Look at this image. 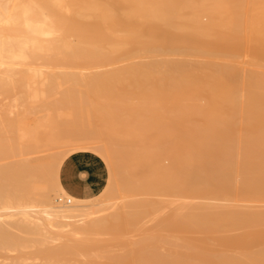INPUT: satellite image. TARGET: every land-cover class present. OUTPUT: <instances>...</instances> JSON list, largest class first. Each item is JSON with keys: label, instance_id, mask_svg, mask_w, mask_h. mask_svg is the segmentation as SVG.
I'll list each match as a JSON object with an SVG mask.
<instances>
[{"label": "bare ground", "instance_id": "1", "mask_svg": "<svg viewBox=\"0 0 264 264\" xmlns=\"http://www.w3.org/2000/svg\"><path fill=\"white\" fill-rule=\"evenodd\" d=\"M201 16L207 17L206 21H202V18L204 19L205 17L201 18ZM1 22L2 23L4 22L6 25H8L7 28L6 26H4L5 25L4 23L2 26ZM0 24H1L0 26V58L2 57L1 59L3 60L4 56L9 57L10 59L5 58L4 60L5 61L10 60V63L12 61L11 59L20 60L21 58L19 59V56L23 58L22 60H24L26 55L28 56L29 60L30 59L32 60V56L34 53L35 54L33 56V59H35L34 57H37L39 55H40V58H42V56H44L45 58V56L48 57L49 55L51 57V55L53 54L52 55L53 57H51L52 59H50V57L45 58V59H49L48 60L49 62L45 60V64L47 62V65H49L50 63L53 62L52 65L50 64L51 67L54 65V62L55 64L58 63L57 66L60 64L58 60H63V59L58 58V56L59 54H61L62 57L64 56L63 58H65V60L68 58L69 61L64 60L62 62H65V63L68 62V65L70 64L69 66L71 67L76 66L75 65L76 62L79 61L80 59L81 62L79 61V64L81 63L83 67H84V64H82L83 63L82 60H84V63L86 64L90 63L89 66L88 65L85 66L86 68H89L91 63H92L91 66H94L93 64H95V66H97L96 64H99L100 66V63L105 62L106 64H108L107 61L109 62V64L112 65V62L114 60L116 61V59L118 58V57L116 58L112 57L115 55H118V56L120 55L119 58H121V55L123 57L124 55L129 57V54H130V58H131L132 56L134 57V53L137 54L138 52L137 56L140 55V57L144 53L145 55L151 54L150 56L155 55L156 58H157V55H159L158 58L161 56L158 60L155 57H149L150 59L154 58L151 61H149V59L146 58L149 61L147 62V65L149 67L148 69L155 68V71H156L154 72L155 75L158 73L157 70L160 73V76L157 75V77H155L156 79L153 80V84L150 85L149 81H146L147 83H149L148 87L150 86L149 88L148 87L146 88L147 95H146L145 100L148 99V103L146 104V107H145V110L148 113L146 120L148 117L150 118L151 116V119H150L151 121L147 120L146 122L149 121L150 123L153 124L152 127H150L151 124L149 125V122L146 125L149 126V129L150 128L155 129L156 134L153 132V135H151L150 130L152 129L147 130L146 128L145 130H147L150 135H147V136L143 135V134H147V132L146 133L144 131L141 132L140 129L142 128L139 127L140 129L137 128V130H139L138 132L142 134L140 136L139 135L134 136L135 132H133L134 133V134L132 133L133 136L130 134L131 136L126 135L125 137H123L124 136L123 134L125 133L120 132L122 133L121 135H123L122 138H119L120 136L118 135H117L118 138H115L116 135H113V137H111V135L114 132L112 133L111 130H109V128L106 126L107 123H108V126L110 125L108 122L109 120H106V118L108 117L107 115L109 114H112V115L115 114V116H118L119 114L118 112L121 111V109H119L121 108V106L119 108L117 107V110L119 109V111L117 112L116 110H114L113 107H112L113 110L111 109L112 112L115 111L116 113H118L117 115L116 113H112V112L110 113L111 110L108 111L109 113L108 112L106 113L107 117L101 114L102 116H104L103 119L107 121V123L105 122L106 125H104V127L102 126L103 128L101 127L102 128L101 131H103V129H106V130H104L103 133L100 130L99 132L97 130L96 131L97 134L95 135H99L98 133L100 132L101 133L99 136L106 134L105 136H101L103 138L105 137L104 140H105V143L107 144V146L105 147L106 149L105 153H101V152L99 153V156L105 161L107 165V169H108V180L103 189V194L106 195V193H104L105 189H106V192L108 193L109 190L111 191L112 187L114 188V186L118 182H120L118 183L120 187L119 188L116 187L117 193H120L118 190L121 188L123 190L122 191L123 194H126V195L128 194V192L130 193L132 191L134 192L137 190H138L137 192L141 191L142 193L143 191V193L146 192L147 194L149 193L150 195L151 194L154 195V193H159V195L160 194H173L175 196L177 195L180 197V195L182 196V194L184 195L186 194V195H189L190 197L192 196V198L196 197V195H199V196L207 195V196H210L211 200L213 199L212 197H215V196L219 197V195H222L224 197L230 196V198L231 199L233 198L235 202L234 203L232 201V203H234L232 204L230 201L229 203H231L232 205H223V203L222 205H217V202H216V205H211L212 203H210V201H209L210 204L208 203L202 204L201 202L202 198H200L201 203L200 202L190 203V201L181 202V199L179 197L178 198L180 199V202H176V199L174 198L175 201H172V196L170 197L169 195H167L166 197L169 196L172 202H167L168 200L170 201V199H167L166 202L163 199H162L163 201L158 200V199L155 200L152 198V197H155L153 195L151 197V199L153 200H147V199L144 200L146 197L150 198L149 197L150 195L144 196L146 195L145 193V194H138L143 197L141 198L136 197L135 201L133 202H131L130 199L128 203L124 204L122 202L124 204L123 206L119 204L122 207H119L118 205H116L117 208L110 210L109 213L107 210L106 211L104 210L106 209V207L110 209L109 206L111 207V204L113 203H109L111 200H109L108 202L106 199H104L106 201L103 200L104 202L103 201L100 202L98 200L100 204L98 203L99 204L98 208L96 205V209L92 208L89 210L91 206L89 207L86 206L87 208L83 206L85 208L83 209L81 205L84 204L88 199H78V198L68 195L62 189L58 181L59 166L64 160V158H66L65 155L68 152L70 153L71 151L70 147H69L70 150L66 151L67 153L65 152L64 156H62L63 155L62 154L61 156H57L53 158L49 157V159H47L46 161L45 160L44 161L30 160V159L25 160V158L23 159L25 161H23L22 158L19 157L21 158L23 162H18L17 164H13V163H10L12 162L11 160L8 163L4 161V163L6 164H3V165L2 163H0L1 165L0 166V183H1L0 186L3 187V191L0 192V195L1 193L5 192L9 200V198L13 197L15 193H18L17 194V197H18L19 192L21 193V191H23L24 198L29 200L28 202H26L27 209L29 206L30 208L31 206L35 208L34 204H36L37 202H38L37 204L41 205V206L36 205L38 209L41 208V212L39 213V219H41V222L39 223L38 221L37 223L39 224L35 223L36 221L34 222V219L30 217L28 213H26L27 211H24L25 207L23 208V210L21 209L22 210V212L20 211L21 214L19 213L21 215L20 221L22 222H7L4 219H0V250H13V249L20 250V248L29 246L31 244L34 246V244L35 245L44 244V241L48 242L49 237L46 236L45 234L47 231L44 233L45 230H44V227H42L44 222L51 223V221L53 220L57 223L63 222L66 220H70L74 222V220L78 221V219H81V218L85 219V218L90 217L93 214L99 215V213L101 212H105V214L107 212V215L106 216L104 215V218H102L106 220L105 217H107V222L105 220L103 221V223L106 222V225L105 224L103 225L102 221H100L102 224H100L99 222V224L91 225V223L94 222V221L91 222V220H93L91 219L90 220L91 223L89 225L87 224L86 227H83L84 225L81 227L80 226L76 227V230L80 232L79 235L80 234L84 235V236L82 235L83 236L82 238H79L78 236L79 239L77 238L69 239L68 237V240H66L62 244L59 243V246L56 245L57 247L53 246V248L49 246L42 248V246H45L48 243L41 245V248H38L36 250H37V254L43 259V261L40 260V263H37V264H99L97 263V261H95V258L91 256V253H90L91 250L93 251V249L94 250L101 249V248L103 249L104 247L108 246V241H111L110 240L111 238H114L116 236L119 237L120 235L123 236L125 232H127L128 230L134 227L139 228L140 231L145 229V231L144 232L139 231L142 234L138 235L135 240L133 239L134 243L131 244L127 242L126 244L127 250L124 252L125 254L122 253V255H119V256H117L116 254L115 256H112L110 254L111 256L109 257L107 256L108 258H107L106 264H264V206L263 207H245L246 203L248 204V202L249 203L250 202L252 203L253 202L255 203L264 202V71L262 72V70H260L261 72H256L259 69L264 70L263 68L264 67V0H0ZM56 33H58V35L53 36ZM42 36L43 37L47 36L45 38H42V40H45L47 43L45 41L43 43L41 42ZM72 36L75 38V40H72ZM72 41H75V42L72 43ZM26 44L30 45L28 49L26 48L27 46ZM243 51H246V53L244 52L245 54H247V52L250 51L249 53H251L253 56L252 59L250 58V61H248V65L246 66L248 72L247 70L243 72L244 68H241L245 66L246 64L243 65L241 63H235V61L240 62L239 60H237V57L240 56L241 53L243 54ZM29 52H30V55H29ZM41 52L42 53L45 52L47 55H45V53L42 54ZM139 52L141 54H139ZM40 53L42 54V56ZM54 53L57 54V58H56V55L54 56ZM167 55H169V58ZM172 55L173 56L179 55L182 57L186 56L187 58L181 57V59H178V58L174 59ZM189 55H192V57L196 56V59H198V56L203 57V59L200 58V61L199 59L198 61H196L195 58H194L195 60L192 58L190 60L191 56L188 57ZM29 56H31V58ZM179 56H176V57H179ZM69 57H71L72 59L70 60ZM76 57L78 58V60L76 59ZM170 57H172L173 59H171ZM40 58L39 59L37 58L34 61L36 62L38 60H42ZM125 58L127 59V57ZM125 58H123V60ZM143 58H140V59L138 58L139 60H136L137 58H135L134 60L131 59L132 61L131 60H125V61H127L126 63L130 61L129 64L131 66V62L133 65L134 61L137 63V61H140L141 59H142L141 63L143 64V61H146V59L144 60ZM111 59H113L112 62L110 61ZM201 59L203 61H201ZM217 59H221V60L223 59L226 62H218ZM31 60L30 62H33ZM117 60L120 61V59H117ZM232 60L234 61L233 63L237 64L236 66L235 64L231 63ZM251 60L252 61L254 60L255 62V63L254 62L252 63L254 64L253 65L254 67L250 66L251 63L249 62H252ZM72 61L75 64L71 63ZM125 61L120 62V64L121 63H123L122 65L126 64ZM13 62L15 61H12V63ZM117 62L116 64L112 65V67H114L115 65L117 67V64H118ZM135 62L134 64H136ZM0 64H2L0 65L1 67L3 66L4 63L0 61ZM104 64L102 65L104 66ZM238 64L241 67H238ZM256 64L261 65V66L255 67ZM4 65H5L4 66L5 68L4 71H5L7 68L6 66L7 64H4ZM68 65H66L65 67L69 68ZM81 65H79L78 68H76L77 66L74 67L77 69L76 74L79 73L80 70L78 69L79 67H81ZM143 65H145L146 67V62ZM136 66H139V65L136 64ZM12 67H15V66L8 65L7 69H11ZM250 67L251 69L254 68V71L253 70L249 71ZM15 68H13V70H15ZM103 68L110 69V67L106 68V66ZM103 68H101L102 71H103ZM135 68L137 69L139 67H135ZM1 69H0V72L2 73L3 69L2 71ZM17 69L18 68H16L15 71L18 72ZM28 69H27L28 72L25 71L27 73L26 74L24 72V70H26L25 68L24 69L21 68V70L23 71H21L19 68L20 76L24 72L21 76L22 79L18 80L14 78L16 82L14 81L13 83H16L17 85L18 81H26V80H23V75L25 74V76H27L28 74L31 75L33 73L31 72L30 74L29 70L31 68L29 70ZM134 69L132 68V70ZM139 69L137 70L140 71ZM46 70L47 69H45V71ZM66 70L68 71L67 68ZM90 70L87 69L88 72H92L95 69H90ZM96 70L101 71L100 69H96ZM32 71H36V70L34 69ZM73 71L75 72V70ZM83 71H81L80 74H82ZM102 71L100 74H102L103 76L105 73L104 71L103 72ZM110 71L112 72L114 70L110 69ZM110 71H109V74H110ZM14 72L12 71V73ZM48 72L51 73L50 71ZM57 72L59 74H61L60 72L66 73L65 70H62V71L60 70V72L59 71ZM69 72H67L68 73L66 74L67 76L71 74ZM74 72L72 73L74 74ZM147 72H148L147 73L148 75L150 72L149 71ZM41 73H42L41 74L42 76L45 72L43 73L42 71ZM46 73L45 75H43V77L47 76ZM120 73L122 72L120 71ZM15 74L17 76V73ZM51 74H48V75H51ZM73 74H72V77H73ZM36 75L38 76L39 73ZM62 75H64V73H62ZM11 76L12 74L10 75V78H11L10 80L12 83L13 76L12 77ZM18 76H19V73H18ZM81 76H83V74ZM0 77H3V76L0 75ZM4 77L5 78H3V80L4 79L7 80L9 75L4 76ZM29 77H25V79L28 78L29 80ZM52 77L50 76V78ZM55 77L56 79H58L57 76ZM68 77H70V75ZM68 77H66V80ZM90 77L89 79H91ZM109 77H111V75H109ZM121 77L123 76L121 75ZM121 77H118L120 78L119 79L120 81L122 80ZM138 77H140V79L143 80L141 76H136V78ZM31 78L32 79H30V81L27 80V84H29L28 82H33L31 80H35L36 76L33 78V74H32ZM133 78H135V75ZM133 78L129 80L132 81ZM147 78L145 80H147ZM39 79L40 78H38V80ZM46 79L48 78H45V80L43 79L44 82L42 80L41 82L34 81L33 84L30 83L31 86L29 85V87L25 85L26 82L25 83L23 82L24 85L28 87V89L29 88L31 89V91L29 92L30 93L29 96L33 94L32 89H35V87L34 88H31V87H33L37 82H40V84L45 83V81H48ZM61 79H64V78L60 77V80ZM108 79L110 80V78ZM149 79H152V78H149ZM52 80L53 82L56 81L54 79ZM114 80H116V78ZM1 81L2 79L0 80V88H6L8 86L10 87L8 83H7V86L5 85V82H8V81L4 80L5 81V82L3 81L4 85L2 84ZM86 81L88 80L85 79V82ZM127 81L128 80L126 79V82ZM66 82L64 84L62 82L58 83V81H56V84H57L56 88L57 86L61 88L59 85L61 86H63V84L66 85ZM13 83L11 84V87ZM48 83H46V86H48L47 85ZM70 83L68 82V84ZM124 83L125 82L121 84H124ZM143 83L146 84L145 82ZM78 85L80 87L84 86L83 84L82 86L81 84H78ZM129 85H132V84H129ZM35 86L40 87V85H37V84ZM44 86H42V88ZM53 86L55 87V85ZM14 87L16 86L13 85L12 89ZM20 87L24 88V86L22 85H20ZM69 87L70 86H68V88ZM82 88L86 89L85 87H82ZM89 88L90 87H88V89ZM110 88H111V85H110ZM115 88H118V87H115ZM137 88H138L136 89L137 91H139L140 88H142L141 92L145 90L143 89V87H140V88L137 87ZM25 89L29 91L27 88ZM70 89L71 88H69V90ZM15 90L16 88L14 89V91ZM45 90L46 89L44 87V90L42 91L40 90V92H43V91L45 92ZM33 91H36V90H33ZM125 91L126 90H124V92ZM26 92H24L25 96L27 95ZM38 92L36 91V93ZM48 92L46 91V94ZM36 93L34 96H36L37 98V95L39 97V93L38 94ZM84 93L87 96L86 90H84ZM125 93L124 95L126 97ZM46 94L44 95L46 96ZM145 94L146 93H144V95ZM56 95L57 94H55V96ZM70 95L69 97H71ZM102 95H100L101 98H104V100L106 98L108 99L107 95L106 96H102ZM76 96H79L78 92ZM98 96H95V97H98ZM134 96H135V93H134ZM15 97L16 96L14 95L13 98ZM31 97H32L31 100L33 99L37 100L36 98H33V96ZM41 97H43V95ZM41 97H39L40 100H41ZM91 97L93 96L91 95ZM95 97H93L94 100H95ZM144 97H141L143 101H144ZM86 98L89 99V97H86ZM86 98H83V99H85V101L88 102ZM120 98H122V96ZM18 99L19 98H17V100ZM132 99L134 98L132 97ZM96 100H100V97ZM44 101L45 103L47 102L46 100ZM105 101H104V104H105ZM133 101L135 100H132V102ZM143 101L141 102L144 103ZM31 102H34V101H31ZM70 102H72L73 104V106L72 105L70 106L74 107V105H76V103H74L75 100H72ZM87 102H85V104ZM95 102L98 103L97 101ZM21 103L22 102H20V105ZM23 103H24L23 105H25L24 101ZM60 103L63 104V102H60ZM96 103L94 104V106H96ZM106 103L108 102L106 101ZM109 103H111V101ZM129 103L130 102H128L127 104ZM31 105H30V108H31ZM34 105L37 108L36 104ZM67 105L69 106V104ZM140 105L142 106V104ZM55 106L57 105L55 104ZM76 106L78 107V105ZM81 106H84V103H82ZM115 106H118V104L117 105L115 104ZM60 107L61 106L56 107L55 109L57 110V108H59L60 110L63 111V109ZM65 107L66 106H64V108ZM79 107H78V110H82V109H79ZM84 107L89 108L90 105L87 107L85 105ZM124 107L125 106H123V108ZM127 107L128 106H126V108ZM33 108L31 109V111H33ZM85 108L84 110L86 111ZM106 108L108 109L111 107L106 106ZM129 108L131 107L124 109L125 113L127 112L126 110H129ZM133 108L135 109L136 107L133 106ZM141 108H143V106ZM18 110L20 111V109ZM68 110H66V112ZM73 110L78 111L77 109H73ZM91 110L92 108L90 107V110L88 111V113L92 112L90 117L94 116L93 117V120H94L97 116V119L101 121L102 117L100 119L98 118L99 115H97L99 114L98 110L100 109H96L97 113H94V114H93V111L95 110L93 111ZM130 110L134 111L133 109H130ZM74 111L70 109L71 116H73L72 112ZM136 111H137V108H136ZM22 112H25V110L23 109ZM49 112L47 110L48 114ZM44 113L47 114L46 112ZM80 113L82 114L83 118H85L83 115L84 113L87 114L88 117L90 115V113L88 114L86 112L84 113L80 112ZM131 113L133 112H130V114ZM137 113L138 112L134 113V115L135 114L137 115ZM140 114L141 112L138 113L139 117L141 118ZM22 115H24V113ZM64 115L62 117L67 118ZM74 115H75V120L76 119L79 120V118L80 120L83 119L81 118L80 115H78L79 116L78 118H76L77 114L74 113ZM127 115H129L128 112H127ZM127 115L126 117L128 120L132 118L133 114H131L130 116L131 118H129ZM134 115L133 117L136 118ZM143 116H145V114H143ZM49 117L51 118V115ZM49 117L48 119H50ZM16 118L13 121H15ZM38 118H43V119H39L40 122L37 121L38 125L39 123L42 124V120L44 121L45 117H37V119ZM72 118H71L70 124L71 125L73 124V126L67 127L66 125L69 122L64 119L66 122H68L65 125L66 128H64V125L62 128L59 125L60 129L58 130L53 128L54 130H57L56 133L55 131H52L50 127L48 128L51 129V134L50 132H46V131L42 132L41 131L42 127L40 131L38 132L40 127H38L37 124H35L34 126L36 127L35 129H37L36 132L35 131L32 132L34 130L33 126H32L33 130L31 131H26L28 130L26 128H25L26 130L22 129L20 131H16L17 132L16 134H18L19 132L18 140L20 142L22 138L31 139V141L34 142V144L36 143L37 145L38 141L44 142L47 139H49L48 138L49 134L51 135L50 137L51 140H60L64 137H77V136L89 134L90 131L88 130L90 129L91 131L93 130V132L95 133L94 129L90 127L91 123L89 122V120L83 119V121L86 120L85 121L86 123L80 121L82 124L85 123L86 126L89 125V128H87L85 124L84 125L81 124V126H85V127L80 128L81 130L83 129L84 131L83 132L78 128L80 127V125L77 127V125L74 124V123H78L79 121L78 122L77 120L75 121L74 118L72 120ZM113 118L115 119V117ZM119 118L120 117H118V119ZM48 119H45V120H48ZM60 119L62 120L61 117ZM124 120L125 118L122 119V122ZM138 120H137V124H139ZM3 121L0 122V125L4 123ZM63 121H60V122H63ZM97 121H96V124L98 125L99 122L97 123ZM119 121L120 123H122L121 120ZM143 121H145L144 117H143ZM93 122L95 123V121ZM116 122L118 123L117 119H116ZM146 122H143V126L145 125ZM102 123L104 122L101 121V124L99 126H101ZM112 123L110 127L112 128V130L114 129L116 130L115 133L118 132V129L119 130L123 129L122 128L123 126H121V128L116 129L118 127L116 126L117 123L114 124L116 128L115 126L112 127ZM131 123H133V121L127 122V124L126 122L125 123L123 122V124H126V125L128 124L131 125ZM12 124L13 123L11 121L7 124L8 128L6 127L4 128L9 129V126H11ZM24 124L26 123H23V125ZM135 124L136 123H134V125ZM140 124H142V122ZM20 125H21L20 128H22L23 125L22 124ZM126 125L124 126L126 127ZM24 126L29 127L30 125H24ZM2 127H1V130L3 131L4 128L2 129ZM15 127H17V125ZM54 127H56V125ZM135 127L133 129H135ZM144 127L142 130H144ZM17 128L19 129V127ZM131 128L132 127L130 126L129 129ZM107 129L109 130L108 133L110 132L112 133L111 135L110 134L107 135ZM125 129L126 128H124V131ZM236 129L240 131L236 133L235 132ZM5 131L6 130H4V132ZM40 132H42L44 136L47 135V133H49L47 135L48 137L45 136L46 137L45 139L43 134L41 135ZM53 132L56 135H54ZM8 133L12 134L11 132H7V134ZM52 133H53V137H52ZM9 135L8 137L11 136ZM107 136H109L108 137L109 139L107 138ZM14 139H17V138H14ZM4 140H8V139L6 138ZM18 140H17V143H18ZM113 140L116 144L112 143ZM0 142H1L0 143V156H3V155L5 156L6 154H9V152H11L10 148H8V150H10L8 152V150H6V146L2 144L1 140ZM27 142L28 141H26V143ZM7 145L11 147L10 144L7 143ZM31 145H33V143H31ZM18 146H20V143L19 145H17V147ZM27 147H29V145ZM80 149H83V147ZM37 153H40V152H37ZM12 154H14V152H12ZM24 157H26V155ZM1 158H4V157H1ZM164 159H167L169 162L166 164L164 162ZM130 166H133V167L135 166V167L132 169H129ZM135 168H137V171L135 173L129 172V170L133 172ZM114 176L119 177V178L116 177L117 181L115 182H114L115 180ZM238 178L240 182L238 184L239 186L237 187L236 186L237 184L235 183L236 182L235 179H238ZM52 190L54 192H59L61 194L60 197L69 196V198L72 199L73 201L71 205L69 204L66 205V204H62L59 202H56L58 203L57 205L54 204L52 197L50 195V191ZM34 191H36L37 194L39 193L38 195H36V198L37 199L39 198L38 201H36L37 199L35 197L31 198L33 197ZM23 192L21 194H23ZM31 193H33L32 196H31ZM3 196H5L4 193L1 197ZM132 196H137V195L134 194ZM207 196H204V198H206L204 202L208 201ZM19 197L21 198L22 195ZM103 197L104 196H102L100 200H102ZM218 197H215V199H217ZM14 198L16 197L14 196ZM93 198L95 199L96 196ZM139 198H140V201H136ZM220 198L221 197H219V199ZM89 199L91 201V198ZM22 200H23V197H22ZM126 200L124 199L123 201H126ZM187 200H190V199H187ZM191 200L194 201V199H191ZM23 201L25 202V199ZM238 202H244L245 205L240 206L238 205L239 204ZM19 206H21V204H19ZM1 215H0V218H1ZM4 217H5V214H4ZM42 220H44L43 223H42ZM82 221L80 220L81 223ZM88 221L89 220H87L86 222ZM80 222L78 223V225L80 224ZM144 222L145 224L146 222L150 223L149 228H146V227L142 228V224H144ZM72 225H74V223ZM69 226H70V222H69ZM159 227H165L166 230L175 232L176 235L174 236L176 237V239H179L178 242L175 241L176 242L175 246H179L182 249L174 248L172 250L170 249L171 251H169L167 254H162V252H160L158 249V242L160 241L159 234L156 235L154 232L153 233L146 232L147 229L157 230ZM72 228L74 229V227ZM102 230H106V232L109 234L108 235L109 238L104 237L105 234L107 233H105L104 235L100 234V231ZM158 230H161L163 232L162 229H158ZM75 232L76 231H74V233ZM128 232H127V235L133 234L131 233L132 231L130 232V234H128ZM72 234H73V230H72L71 235ZM76 234L78 235L77 232ZM51 236H53V234H51ZM126 237H129V236H126ZM133 237H135V235ZM211 238H215L216 240H218L217 241L218 243L212 244L211 243L212 241L210 242ZM50 239H52V237ZM241 243L243 244V248L242 250L237 252L236 250L237 245L239 244L240 246ZM118 245L120 244L118 243ZM163 246L165 247L166 245H163ZM239 246L238 248H241ZM35 247H38V246H35ZM80 254H84L82 256L86 255L89 258L85 257V259H82V260H86V261L82 263H76L74 259L77 257V255L81 257ZM92 255H94V251ZM79 257L76 260H80ZM72 260H74L75 262ZM12 264H30V263L23 262V260L21 259L19 261L16 260L15 262H13L12 260Z\"/></svg>", "mask_w": 264, "mask_h": 264}, {"label": "rangeland", "instance_id": "2", "mask_svg": "<svg viewBox=\"0 0 264 264\" xmlns=\"http://www.w3.org/2000/svg\"><path fill=\"white\" fill-rule=\"evenodd\" d=\"M202 17H205V16H201V18ZM206 18L207 17H205L204 19L202 18V21H206ZM2 23V22H1ZM4 23V22H3ZM3 23H2V26H3ZM5 24V23H4ZM0 26H1V24H0ZM4 26H6V28H7V26L8 25H4ZM53 35V34H52ZM58 35V33H56L55 35H53V36H57ZM45 37H47V36H45ZM45 37H41V42L43 43L45 40H42V38H45ZM51 37V36H50ZM74 37L72 36V40H75V38L73 39ZM47 39V38H46ZM70 39H71V37H70ZM8 40V39H7ZM9 41V40H8ZM48 41H49V39H48ZM71 41V40H70ZM46 42V41H45ZM73 42H75V41H72V43ZM47 43V42H46ZM27 45V44H26ZM30 47V45L28 44L27 46H26V48L28 49ZM28 51V50H27ZM26 51V52H27ZM37 51V50H36ZM46 51V50H45ZM48 51V50H47ZM38 52H39V50H38ZM49 52V51H48ZM51 52V51H50ZM246 53V51H243V56L240 54V56H238L239 57V59H238V57H237V60H239L240 62H236L235 61V63H241V64H243V65H245V66H243V67H241V66H239V64H238V67H241V68H244V71L243 72H245V70H247V65H248V61H250V58L252 59V54L251 53H249L250 51H248L247 52V54H245ZM42 53V52H41ZM40 53V54H41ZM43 53H45V52H43ZM42 53V54H43ZM249 53V54H248ZM33 54V53H32ZM35 54V53H34ZM34 54H33V56H34ZM42 54H41V56H42ZM50 54V53H49ZM137 54H138V52H137ZM137 54H135L134 53V57L135 58H137L136 60H139L140 58H143V56H144V60L146 59V58H148L149 59V61H151V60H153L152 58L150 59L149 57H155V55H153V56H150L151 54H149V55H145V53L143 54V52H142V54L143 55H141V57H140V55L139 56H137ZM139 54H141L140 52H139ZM245 54V55H244ZM29 55H30V52H29ZM36 55H37V53H36ZM39 55V54H38ZM45 55H47L46 53H45ZM51 55V54H50ZM53 55V54H52ZM51 55V57H53ZM56 55V58H57V54H55L54 53V56ZM136 55V56H135ZM249 55H250V57H249ZM33 56H32V60L31 61H33V62H30V60H29V58H28V56L26 55V57H25V59H27V60H22L23 58L22 57H20L19 56V59L20 60H18V59H16V60H13V59H11L12 61H15V62H13L12 63V61H11V63H10V58L9 57H6V56H4V58H3V60L5 59V58H9L8 60L9 61H3L1 58H0V61H2V63H4V64H7L6 66H7V68H8V65L9 66H17L16 68H18L17 70H18V72L17 71H15L16 70V68L15 67H12L11 69H7L6 68V70L4 71V64H3V66H1L0 67V69L2 68L3 69V71H4V73H3V71H2V69H1V71H2V73L0 72V75L1 76H3V77H0V80L2 79V84H3V81L5 80V81H8V82H5V85L7 86V83H8V85H10V87H11V84L15 81L16 82V80H14V78H16V79H22L21 78V76H22V74L25 72V71H27V69L29 68H31L30 70H29V73L31 74V72H33L32 74H33V78L36 76V78L38 77V78H40L39 80H38V78L36 79L35 78V80H31V81H33V82H28L29 84H27V80H28V78H26L25 79V77H29V76H31L32 77V74L31 75H27V76H25V74L23 75V80H26V81H18V84L16 85V83H13V85L14 86H16V87H14L13 89H12V87H13V85H12V87L10 88L9 86L8 87H6V88H0L1 90H0V122H2L4 119V123H2L1 125L3 126H1L2 127V129L4 128V127H6V128H8V123L9 122H11L12 121V125L11 126H9V129H6V128H4V130H6L5 132H6V134H5V132H4V130L2 131L1 130V127H0V132H2V133H0V140L2 141V144H4V146H6V150H8V148H10V150H11V152H9L10 150H8V152H9V154H6L5 156L3 155V156H0V163H2V165L3 164H6V163H4V161L5 162H10L11 160H12V162H10V163H13V164H17L18 162H23V161H25V160H42V161H46L47 159H49V157L50 158H53V157H57V156H61L62 154V156H64V154H65V152L66 151H68V150H70L71 149V151H70V153L68 152H66L67 154L65 155V157H67L69 154H71V153H73V152H75V151H79V150H89L90 148V150L89 151H91V150H93L94 151V153L96 152V154L98 153V155H99V153L101 152V153H105V147L107 146V144L105 143V140H104V138L103 137H101V136H105V135H101V136H99L100 135V133L102 132L103 133V131L104 130H106V129H103V131H101V129L104 127V125H106V123H107V121L106 120H109L108 122H109V126H108V123H107V127L109 128V130H111V132L113 133H108V129H107V135L108 134H112L111 135V137H113V135H116V137L115 138H118V136H120L119 138H122V136L123 137H125L126 135L128 136H133V132H135V135L134 136H140V135H142L141 133H139L138 131L139 130H137V128H139V127H141L142 129H143V127H144V130H142V129H140V131L141 132H147V134H143V135H153V132L156 134V131H155V129H152V128H150V129H152V130H150L149 129V126L148 125H146V124H148V122L149 121H151L150 119H151V116H150V118L148 117L147 118V120H149L148 122H146L147 120H146V117L148 116V113H147V111L145 110V107H146V104L148 103V99H146L145 100V98H146V95H147V90H146V88L148 87V84L150 83V85L151 84H153V80L154 79H156L155 77H157V75L158 76H160V73H159V71L157 70V74L155 75V73L154 72H156L155 71V68L153 69V68H151L152 69V71H151V69H148L149 67H148V65H147V62H149L148 61V59H146V61H143V64H145V62H146V67H145V65H143L141 62V60L140 61H137V63L136 64H138L139 66H136V64H134V62H133V65H132V62H131V66H130V64H129V62L128 63H126L127 61H125V60H131V59H135L133 56V58L131 57L130 58V54H129V57L128 56H126V55H124V57L121 55V58H119V56L118 55H115V56H112L113 58H116V57H118L117 59H120V61H118L117 59H116V61L114 60L113 61V59H111L110 61L112 62V65H114V64H116V62L118 63L117 64V67H119V68H117L116 67V65L114 66V67H112V65L111 64H109V62L107 61V63L108 64H106L105 62V64L104 63H100V62H98V63H100V66H102V67H100L99 66V64H96L97 66H95V64H93L94 66H91L92 65V63H91V65H90V69H95L94 71H99V70H96V69H100L101 71H102V69L101 68H103V67H105L106 66V68L107 67H110V69L111 70H114V71H110V69L109 68H107V69H105V68H103V71H104V75L106 76H102V74H100L101 73V71H99V72H97V74H96V72H94V71H92L93 72V74H92V72H88L87 71V69L88 70H90L89 68H86L85 66H89V64H86V63H84V60H82L83 61V63L82 64H84V67H83V65H81V63L79 64V61H80V59H79V61H75L76 62V64L72 61L71 63H74L76 66L79 64V65H81V67H79V69L78 70H80L79 71V73L78 74H76V68H78V66L76 67V66H74V67H76V68H74V67H71V66H69L68 65V62H62V61H64L65 60V58H63L62 56H61V54H59V56H58V58H61V59H63V60H58V62L61 64V65H63V66H61L60 64V66L58 65L57 66V64H55V62H54V65L51 67L50 66V64L52 65V63H50L49 65H47V62H46V64H45V60L46 61H48L49 59H45V58H48V57H50L49 55H48V57L47 56H45V58H44V56H42V58H40V55L39 56H37V57H34L35 59H33ZM158 56L159 55H157V60L161 57H159L158 58ZM168 56V58H169V55H167ZM173 56V55H172ZM176 56H179V55H176ZM175 55L173 56V58L174 59H176V58H178V59H181V57L182 56H179V57H176ZM191 56V58H190V60L193 58H195L196 59V56L195 57H192V55H189L188 57H190ZM24 57V56H23ZM30 58H31V56H29ZM50 57V59H52ZM125 57H127V59L125 58ZM162 57H164V56H162ZM248 57H249V59H248ZM12 58H14V57H12ZM16 58H18V57H16ZM42 59L43 61H44V63H43V61L42 60H38V61H34V60H36V59ZM44 58V59H43ZM56 58H54V59H56ZM70 58V60L72 59L71 57H69ZM74 58V57H73ZM82 58V57H81ZM123 58H125L124 60H123ZM139 58V59H138ZM171 59H173L172 57H170ZM182 58H187L186 56L185 57H182ZM200 58H202L203 59V57H199L198 56V59H199V61H200ZM76 59L78 60V58L76 57ZM123 61H125V63L126 64H124V65H122L123 63H121L120 64V62H123ZM155 59V60H156ZM194 59V60H195ZM198 59H196V61H198ZM201 59V61H203ZM224 59V58H223ZM221 60V59H217L218 60V62H226L225 60ZM7 60V59H6ZM67 61H69L68 60V58L66 59ZM65 60V61H66ZM74 60V59H73ZM194 60H192V61H194ZM204 60H205V58H204ZM227 60V59H226ZM23 61V62H22ZM29 61V62H28ZM51 61V60H50ZM132 61V60H131ZM229 61V60H228ZM227 61V62H228ZM252 61V60H251ZM49 62V61H48ZM62 62V63H61ZM81 62V61H80ZM110 62V63H111ZM140 62V63H139ZM234 61L232 60L231 61V63H233ZM254 62V60L252 61V62H249V63H251L250 64V66H253L254 64H252ZM20 63V64H19ZM65 65H64V64ZM235 63H233V64H235ZM255 63V62H254ZM31 64V65H30ZM102 64H104V66L102 65ZM140 64H141V66H140ZM0 65H2V64H0ZM20 65V66H19ZM27 65V66H26ZM44 65V66H43ZM56 65V66H55ZM66 65H68L69 66V68L68 67H65ZM109 65H111V66H109ZM119 65V66H118ZM237 64H235V66H236ZM37 66H39V67H37ZM123 66V67H122ZM133 66V67H132ZM256 66H261V65H258V64H256L255 65V67ZM26 67H28V68H26ZM34 67V68H33ZM48 67V68H47ZM50 67V68H49ZM56 67V68H55ZM64 67V68H63ZM83 67V68H82ZM92 67V68H91ZM96 67V68H95ZM98 67H100V68H98ZM134 69L135 67H139V68H141V69H139V68H137V69H139L140 71H138L136 68L134 69V70H132V68ZM145 67V68H144ZM246 67V68H245ZM249 67V66H248ZM254 67V66H253ZM263 67V66H262ZM13 68H15V70H13ZM19 68H20V70H21V68H25L26 70H24V72L21 74V76H20V71H19ZM49 69L48 71H50L51 73H49L47 70L45 71V69ZM52 68V69H51ZM66 68L68 69V71L66 70ZM81 68V69H80ZM115 68V69H114ZM118 70H117V69ZM123 70H122V69ZM128 68V69H127ZM261 68V67H260ZM264 68V67H263ZM36 70V71H32V70ZM41 71H40V70ZM44 69V70H43ZM121 69V70H120ZM127 69V70H126ZM145 69H147V70H145ZM240 69V68H239ZM255 69H257V68H255ZM259 69V68H258ZM54 70V71H53ZM59 71L60 72V70L62 71V70H65L66 71V73L65 72H60L61 74H59L57 71ZM73 70H75V72L73 71ZM84 70V71H83ZM108 72H106V71ZM137 70V71H136ZM241 70H243V69H241ZM250 70H253L254 71V68H252L251 69V67H250V69H249V71ZM260 70H262V72L264 71L263 69H259V70H255L256 72H261ZM10 71H11V73H10ZM12 71L14 72V73H12ZM21 71H23V70H21ZM38 71V72H37ZM43 71V73L45 72H48V73H46L47 74V76H44L45 78H48V79H46V80H48V81H45V83H42V84H40V82H41V80L44 82V80H45V78L43 77V75H45V73L41 76V72ZM70 71V72H69ZM81 71H83L82 72V74H83V76H81L82 74H80L81 73ZM91 71V70H90ZM102 71V72H103ZM109 71H110V74H109ZM117 71H119V72H117ZM120 71L122 72V73H120ZM125 71V72H124ZM147 71H149L150 73L147 75ZM28 72V71H27ZM34 72H36V73H34ZM57 73V75H56V73ZM67 72H69V73H71V74H69L70 75V77H68L66 74H68ZM72 72H74V74L72 73ZM86 72V73H85ZM87 72H88V74H87ZM124 72V73H123ZM130 72V73H129ZM139 72V73H138ZM143 72V73H142ZM247 72H248V70H247ZM6 73V74H5ZM8 73H10V74H8ZM15 73H17V76H18V73H19V76L17 77L16 76V74ZM26 73V72H25ZM39 73V75H40V77H39V75L37 76L36 74H38ZM62 73H64V75H62ZM84 73H85V75H84ZM91 75H90V74ZM95 73V74H94ZM112 73V74H111ZM115 75H114V74ZM116 73H118V74H116ZM142 73V74H141ZM152 73H153V75H152ZM12 74V76H13V79H12V83H11V78H10V75ZM27 74V73H26ZM35 74V75H34ZM48 74H51V75H48ZM53 74H54V76H53ZM72 74H73V77H72ZM87 74V75H86ZM107 74V75H106ZM123 74H125V75H123ZM137 74V75H136ZM139 74V75H138ZM146 74V75H145ZM9 75V79L7 78V80L6 79H4L3 80V78H5L4 76H8ZM80 75V76H79ZM93 75H95V76H93ZM97 75V76H96ZM99 75H100V77H99ZM109 75H111V77H109ZM113 75V76H112ZM119 75V76H118ZM121 75L123 76V77H121ZM129 75V76H128ZM130 75H131V77H130ZM134 75H135V78H133L134 77ZM143 75V76H142ZM11 76V77H12ZM15 76V77H14ZM50 76L52 77V78H50ZM55 76H57V78L58 79H56V77ZM59 76V77H58ZM91 78V79H89V77ZM108 76V77H107ZM129 78H128V77ZM136 76H141L142 78H143V80H141L140 79V77H138V78H136ZM148 78H147V77ZM31 77H29V80L28 81H30V79H32ZM60 77H62V78H64V79H61L60 80ZM66 77H68L69 78V80H68V78H67V80H66ZM72 77V78H71ZM104 77V78H103ZM113 77H114V79L116 78V80H114L113 79ZM118 77H121V81L119 80L120 78H118ZM84 78V79H83ZM88 78V79H87ZM93 78H95V79H93ZM99 78H101V79H99ZM108 78H110V80L108 79ZM131 78H133V79H135V80H133L132 79V81L131 80H129V79H131ZM147 78V80H145ZM149 78H152V79H149ZM44 79V80H43ZM52 79H54V80H56V81H58V83H60V82H62V83H64L65 84V82H66V85H64L63 84V86H61V85H59L61 88H59L58 86H57V88H56V81L55 82H53V80L51 81ZM75 79V80H74ZM85 79L86 80H88V81H86L85 82ZM96 79H98V80H96ZM107 79V80H106ZM126 79L128 80L127 82H126ZM50 80V81H49ZM71 80V81H70ZM93 82H92V81ZM100 80V81H99ZM106 80V81H105ZM10 81V82H9ZM34 81H40V82H35L37 85H40V87L38 86H33V87H31V88H34L35 87V89H32V92H33V94L31 95V96H33V98H36V96H34L35 95V93H36V91L38 92H40V90L42 91V90H44V87H45V92L43 91V92H38L39 93V97H41L42 95H43V97H41V100H40V98L38 97V95H37V100H39V101H37V100H35V99H33V100H31L32 99V97L31 96H29L30 95V91H31V89L29 88L28 89V87H29V85H30V83H34ZM103 81H104V83H103ZM119 83H118V82ZM139 82V83H137V82ZM142 81V82H141ZM146 81H149V83H147ZM152 81V82H151ZM25 83V85L26 86H28V87H26L25 85H24V83ZM49 82V83H48ZM68 82L70 83V84H68ZM73 82V83H72ZM82 82V83H81ZM97 82V83H96ZM113 82V83H112ZM123 82H125L124 84H121V83H123ZM143 82H145L146 84H144ZM155 82V81H154ZM11 83V84H10ZM23 83V84H22ZM46 83H48L47 85L48 86H46ZM51 83H52V85H51ZM61 83V84H62ZM90 83V84H89ZM99 83V84H98ZM106 83V84H105ZM137 83V84H136ZM78 84H81V86H82V84L84 85V86H82V87H85L86 89H84V88H82V87H80ZM86 84H87V86H86ZM96 84V85H95ZM98 84V85H97ZM102 84V85H101ZM109 84V85H108ZM115 84V85H114ZM129 84H132V85H129ZM134 84V85H133ZM4 85V84H3ZM20 85H22V86H24V88L23 87H20ZM45 85V86H44ZM53 85H55V87L53 86ZM70 86L69 88H71L70 90H69V88H68V86ZM73 85V86H72ZM79 87H77V86ZM92 85V86H91ZM110 85H111V88H110ZM122 87H121V86ZM137 85V86H136ZM138 85H140V86H138ZM31 86V85H30ZM42 86H44L43 88H42ZM50 86V87H49ZM54 88H53V87ZM67 88H66V87ZM72 86V87H71ZM95 86H96V88H95ZM99 86H101V87H99ZM105 86V87H104ZM123 86H124V88H123ZM133 86V87H132ZM146 86V87H145ZM3 87H5V86H3ZM73 87H75V88H73ZM88 87H90L89 89H88ZM115 87H118V88H115ZM119 87H121L122 88V90H121V88H119ZM130 89H129V88ZM137 87H143V89H145V90H143L142 92H141V90H142V88H140L139 89V91H137L136 89H138ZM150 87V86H149ZM148 87V88H149ZM16 88V90L14 91V89ZM25 88H27L29 91H27ZM40 88V89H39ZM52 90H51V89ZM93 88H95V89H93ZM107 88V89H106ZM132 88H133V90H132ZM135 88V89H134ZM21 89V90H20ZM24 89V90H23ZM53 89H54V91H53ZM56 89H58V90H56ZM61 89V90H60ZM79 89H81V90H79ZM91 89V90H90ZM93 89V90H92ZM105 89V90H104ZM108 89H109V91H108ZM115 89V90H114ZM33 90H36V91H33ZM74 90H75V92H74ZM84 90H86V94H87V96L85 95V93H84ZM98 90V91H97ZM116 91V92H114V91ZM120 90V91H119ZM124 90H126L125 92H124ZM127 90H129V91H127ZM3 93H2V92ZM14 91V92H13ZM22 91V92H21ZM27 91V92H26ZM46 91L48 92L47 94H46ZM58 91H60V92H58ZM80 91V92H79ZM92 91V92H91ZM101 91V92H100ZM104 91V92H103ZM106 91V92H105ZM121 91H122V93H121ZM135 91V92H134ZM146 91V92H145ZM10 92V93H9ZM16 92V93H15ZM24 92H26L27 93V95L29 96H25V93ZM31 92V93H32ZM77 92H78V95L79 96H76V94H77ZM96 94H94V93ZM128 92V93H127ZM135 93V96H134V93ZM138 92H140V93H138ZM9 93V94H8ZM12 93V94H11ZM38 93H36V94H38ZM50 93V94H49ZM52 93H53V95H52ZM58 93H59V95H58ZM64 93V94H63ZM72 93V94H71ZM89 93H90V95H89ZM114 93V94H113ZM124 93L126 94V97H125V95H124ZM130 93V94H129ZM144 93H146L145 95H144ZM5 94V95H4ZM19 96H17V95ZM41 94V95H40ZM44 94H46V96L44 95ZM51 96H49V95ZM55 94H57L56 96H55ZM63 94V95H62ZM71 94V95H70ZM73 94H74V96H73ZM94 94V95H93ZM103 94V95H102ZM108 94H110V95H108ZM139 94V95H138ZM15 95L16 97L15 98H13V96ZM60 95H62V96H60ZM69 95L71 96V97H69ZM91 95L93 96V97H95V96H98V97H95V100H94V98L93 97H91ZM100 95H102V96H108V99L106 100L108 103H106V101L104 100V98H101V96ZM112 95V96H111ZM118 95H120V96H118ZM124 95V96H123ZM83 96V97H82ZM111 96V97H110ZM122 96V98H120ZM145 96V97H144ZM66 97V98H65ZM86 97H89V99H87ZM100 97V100H96V99H98ZM113 97V98H112ZM115 97H116V99H115ZM129 97V98H128ZM132 97L134 98V99H132ZM141 97H144V101L142 100V98ZM17 98H19L18 100H17ZM20 98H21V100H20ZM59 98V99H58ZM69 98V99H68ZM71 98H72V100H75V102L74 103H76V105H78V107H79V109H82V110H78V107L76 106V105H74V107H72L73 106V104H72V102H70V101H72L71 100ZM83 98H86V100H88V102L87 101H85V99H83ZM124 98V99H123ZM125 98H126V100H125ZM138 98H140V99H138ZM8 99V100H7ZM11 99V100H10ZM61 99H63V100H61ZM84 101H83V100ZM92 99V100H91ZM113 101H112V100ZM128 99V100H127ZM135 100L136 101V103H137V105H138V107L140 108H138L137 107V105H136V103H135V101H133L132 102V100ZM138 99V100H137ZM19 100H20V102H22L21 103V105H20V102H19ZM44 100H46L47 102L45 103V101ZM49 100V101H48ZM52 100H53V102H52ZM66 102H65V101ZM102 100V101H101ZM116 100V101H115ZM120 100V101H119ZM122 100V101H121ZM14 101V102H13ZM23 101L25 102V105H23L24 103H23ZM31 101H34V102H31ZM35 101H36V103H35ZM43 101V102H42ZM81 103H80V102ZM94 101V102H93ZM95 101H97L98 103H96ZM99 101H100V103H101V105H100V103H99ZM104 101H105V104H104ZM111 101V103H109ZM141 101H143L144 103H142ZM146 101V102H145ZM19 102V103H18ZM32 103V105H31V103ZM59 104H57V103ZM60 102H63V104H61ZM85 102H87L86 104H85ZM93 104H92V103ZM128 102H130L129 104H127ZM132 102V103H131ZM39 103V104H38ZM41 103H42V105L45 107H43L42 105H41ZM54 103V104H53ZM69 104V106L67 105V104ZM80 103V104H79ZM82 103H84V106L86 105V107L87 106H89L90 105V107L92 108V110L91 111H93V110H95V111H93V114L94 113H97V110L96 109H100V110H98V112H99V114H97V115H99L98 116V118H100L101 119V117H102V119H101V121L102 122H106L105 124L104 123H102V125L101 126H99L100 124H101V121H99L98 119H97V116H96V118L93 120V117H90L91 116V113L92 112H89L90 113V115H89V117H90V119H89V117L87 116V114H85L84 112H86V113H88V111L90 110V107L89 108H85L84 106H81V104ZM96 103V106H94V104ZM120 103V104H119ZM134 103V104H133ZM142 104V106H143V108H141L142 106L140 105V104ZM26 104H27V106H26ZM34 104H36V106H37V108L35 107V105ZM50 104V105H49ZM55 104L57 105V106H55ZM87 104H89V105H87ZM113 104V105H112ZM115 104L117 105L118 104V106H115ZM131 104H132V106H131ZM10 105V106H9ZM30 105H31V108H30ZM34 105V106H33ZM41 106V107H39V106ZM54 105V106H53ZM70 105H72V106H70ZM93 105V106H92ZM136 105V106H135ZM12 106V107H11ZM22 106H23V108H22ZM24 106H25V108H24ZM34 108H33V107ZM59 106H61L60 108H62L63 109V111L62 110H60L59 108H57V110L55 109L56 107H59ZM64 106H66L65 108H64ZM68 106V107H67ZM101 106V107H100ZM106 106H110L111 108H106ZM121 106V108H119ZM123 106H125L124 108H123ZM126 106H128V107H131V108H129V110L130 109H133L134 111H129V110H126L127 112H128V114L129 115H127V112L125 113V111H124V109H127L126 108ZM133 106L134 107H136L137 108V111H136V108L134 109L133 108ZM21 107V108H20ZM47 107H48V109H47ZM54 107V108H53ZM96 107H98V108H96ZM104 109H103V108ZM114 108V110H116V112L117 111H119V109H121V113L120 112H118V113H116L115 111H113L112 112V110H113V108ZM116 107V108H115ZM117 107L119 108L118 110H117ZM8 108V109H7ZM33 108V111H31V109ZM38 108H40V109H38ZM42 108H44V109H42ZM51 108V109H50ZM68 108H69V110H68ZM84 108L86 109V111L84 110ZM102 108V109H101ZM18 109H20V111L18 110ZM25 110V112H27V113H25V112H22V110ZM50 109V110H49ZM68 110L67 112H69V113H67L66 112V110ZM70 109H72V111H74L73 109H77L78 111H80V112H82V113H84L83 115H84V117L85 118H83V116H82V114L80 113V112H78V111H74V112H72L73 113V116H71L70 114H71V112H70ZM89 109V110H88ZM106 109V110H105ZM112 109V110H111ZM142 109V110H141ZM28 110V111H27ZM42 110V111H41ZM47 110H48V112L50 111H52V110H54V111H52L51 113L49 112V114L51 115V118L49 117L50 115L47 113ZM62 111V112H60V111ZM88 110V111H87ZM111 110V111H110ZM143 110H144V112H143ZM11 111V112H10ZM46 112L47 114H48V116H47V114H45L44 112ZM101 111V112H100ZM103 111V112H102ZM108 111H110V113L112 112V113H116V115L118 114V116H115V114H109V115H107L106 116V113L108 112ZM35 112V113H34ZM36 112H37V114H36ZM64 112V113H63ZM104 112H105V114H104ZM130 112H133V113H131V114H133L134 115V113H136V112H138V113H140L141 112V114H140V116H141V118L139 117V115H138V113H137V115L135 114L134 116L136 117V118H134L133 117V115H132V118L130 117L131 116V114H130ZM24 113V115L26 116V114H27V116L25 117L24 115H22ZM74 113L75 114H77V117L76 118H78L79 116L78 115H80L81 116V118H83V119H86V120H89V122L91 123V128L92 129H94V131H95V133L93 132V130L91 131V129L90 130H88V131H90V133L89 134H86V135H82V136H77V137H64V138H62V139H60V140H51L50 139V137H51V129H52V131H55V133H56V131L58 130V129H60L59 128V125L61 126V128L63 127V125H64V128H66L65 127V125L67 126V127H71V126H73V124L71 125L70 123V121H71V118L73 117L74 118V120H75V115H74ZM88 113V114H89ZM109 113V112H108ZM125 113V114H124ZM42 114V115H41ZM65 114V115H64ZM101 114H103L104 116H106L107 118H106V120L105 119H103L104 118V116H102ZM143 114H145V116H143ZM15 115H17V116H15ZM18 115H20V116H18ZM33 115V116H32ZM59 115V116H58ZM66 116L67 118H64V117H62V116ZM67 115H69V116H67ZM120 115V116H119ZM126 115L129 117V118H131V119H128L127 120V117H126ZM150 115V114H149ZM9 116V117H8ZM54 118H53V117ZM57 116V117H56ZM16 118V120L15 121H13L15 118ZM25 119H24V118ZM37 117H45L44 118V121L42 120V124H43V126H42V124L41 123H39V125L37 124V121H39L40 122V120L39 119H43V118H38L37 119ZM48 117L50 118V119H48ZM60 117L62 118V120L60 119ZM70 117V118H69ZM113 117H115V119L113 118ZM118 117H120L119 119H118ZM122 117V118H121ZM125 118V120L123 121L124 123L126 122V124H127V122H131V121H133V123H131V125H126V124H123V122H122V119H124ZM143 117H144V120L145 121H143ZM53 118V119H52ZM56 118V119H55ZM69 118V119H68ZM73 118H72V120H73ZM92 118V119H91ZM112 118V119H111ZM134 118V119H133ZM2 119V120H1ZM12 119V120H11ZM19 119V120H18ZM45 119H48V120H45ZM66 121H68V122H66ZM83 119H81L80 120V118H79V120H77V122L79 121H81V122H85V121H83ZM116 119L118 120V123L116 122ZM136 119V120H135ZM139 119V120H138ZM6 120H7V122H6ZM9 120V121H8ZM24 120V121H23ZM35 120H36V122H35ZM54 120V121H53ZM56 120V121H55ZM59 122H58V121ZM64 120V121H63ZM75 120V121H76ZM92 120V121H91ZM98 120V121H97ZM115 120V121H114ZM119 120H121V122L122 123H120V121ZM137 120H138V123L139 124H137ZM142 120V121H141ZM46 121V122H45ZM53 121V122H52ZM60 121H63V122H60ZM93 121H95V123L93 122ZM96 121H97V123H98V125L96 124ZM111 121V122H110ZM16 122V123H15ZM19 122H20V124H22L23 125V123H26V124H24V125H30L29 127L28 126H22V128H20V124H19ZM50 122V123H49ZM78 122V123H79ZM74 123V124H76L77 125V127L80 125V127H78L79 129L81 128V127H85L86 126V122L84 123L85 124V126H81V124L82 123ZM88 122V123H89ZM113 122V123H112ZM118 124H116V123ZM142 122V124H140ZM143 122H146L145 123V125L143 126ZM44 123H45V125H44ZM47 123V124H46ZM49 123V124H48ZM52 123V124H51ZM57 123V124H56ZM62 123V124H61ZM92 123H93V125H92ZM111 123H112V127L113 126H115L114 124H116V126H118L117 128H116V126H115V128L116 129H118V128H121V126H123L122 128L123 129H121V130H119L118 129V132H116L115 133V129L114 130H112V128L110 127L111 126ZM134 123H136L135 125H134ZM17 125V127H19V129L17 128V127H15L16 125ZM35 124H37V126L38 127H40L39 128V130H38V132L40 131V129H41V127H42V132L43 131H46V132H50V134L49 133H47V135L49 136H47V135H45V136H47L49 139H50V141H49V139H47L46 141H42V142H37V145H36V143L34 144V142H32L31 141V139H24V138H22V142L20 141L19 142V138H18V135H19V132H18V134H16L17 132L16 131H20V130H24L25 128L26 129H28V130H26V131H31V130H33L32 132H36V130L37 129H35L36 127H34L35 126ZM70 124V125H69ZM84 124H82V125H84ZM95 124V125H94ZM122 124V125H121ZM151 124V125H150ZM5 125V126H4ZM51 125V126H50ZM53 125V126H52ZM56 125V127H54ZM75 125V126H76ZM124 125H126V127L124 126ZM133 125V126H132ZM138 125H140V126H138ZM149 125H150V127H152V123H150L149 122ZM34 128H33V127ZM45 126V127H44ZM103 126V127H102ZM130 126L132 127L131 129H129L130 128ZM135 126H137V127H135ZM148 126V127H147ZM14 127V128H13ZM28 127V128H27ZM31 127V128H30ZM48 127H50L51 129H49ZM58 127V128H57ZM87 128H89V125L88 126H86ZM102 127V128H101ZM107 127H105V128H107ZM135 127V129H133ZM33 128V129H32ZM53 128H55V129H57V130H54ZM124 128H126L125 129V131H124ZM147 128V130H150V134L148 133V131L147 130H145ZM12 129H13V131H12ZM16 129V130H15ZM45 129V130H44ZM49 129V130H48ZM81 130V129H80ZM98 130V132H99V130L101 131L100 133H98L99 135H95V134H97L96 133V131ZM135 130V131H134ZM81 131H83V129L81 130ZM127 131H129V132H127ZM130 131H132V132H130ZM240 130H238V129H236L235 130V132L236 133H238ZM7 132H11L12 134H10V133H8L7 134ZM42 132H40L41 133V135L43 134ZM46 132H45V134H46ZM84 132V131H83ZM86 132V131H85ZM92 132V133H91ZM120 132H124L125 134H123V135H121L122 133H120ZM127 132V133H126ZM5 135H4V134ZM21 133H22V131H21ZM39 133V134H40ZM54 133V132H53ZM53 133H52V137H53ZM54 133V135H56ZM104 133H106V132H104ZM129 133V134H128ZM133 133V134H132ZM11 136H10V135ZM15 134V135H14ZM120 134V135H119ZM131 134V135H130ZM8 135L10 136V137H8ZM14 135V136H13ZM118 135V136H117ZM6 136V137H5ZM43 136H44V134H43ZM44 136V137H45ZM96 136V137H95ZM3 137V138H2ZM12 137H14V138H17V139H14V138H12ZM43 137V138H44ZM88 137H89V139H88ZM100 137V138H99ZM109 136H107V138H108ZM8 139V140H4V139ZM29 138V137H28ZM42 138V139H43ZM70 138V139H69ZM86 138V139H85ZM96 138V139H95ZM10 139V140H9ZM45 139H46V137H45ZM67 139H68V141H67ZM92 139V140H91ZM109 139V138H108ZM16 140V141H15ZM17 140H18V143H17ZM44 140V139H43ZM9 141V142H8ZM26 141H28L27 143H26ZM60 141V142H59ZM8 144H10V146L11 147H9L8 145H7V143ZM11 142V143H10ZM14 142H15V144H14ZM76 142V143H75ZM101 142H102V144H101ZM1 143V142H0ZM6 143V144H5ZM19 143H20V146H21V148H20V146H18L17 147V145H19ZM24 143H25V145H24ZM31 143H33V145H34V147H33V145H31ZM112 143H115L114 142V140L112 141ZM11 144H13V145H11ZM105 144V145H104ZM116 144V143H115ZM29 145V147H27ZM31 145V146H30ZM78 145V146H77ZM73 146V147H72ZM75 146V147H74ZM77 146V147H76ZM24 147H26V148H24ZM36 147V148H35ZM69 147H70V149H69ZM82 148L83 147V149H80V148ZM88 147V148H87ZM13 149V151H12V149ZM14 149H15V151H14ZM18 149H20V150H18ZM24 149V150H23ZM45 149V150H44ZM72 149H74V150H72ZM22 150V151H21ZM92 151V152H93ZM12 152H14V154H12ZM16 152V153H15ZM23 152V153H22ZM27 152V153H26ZM37 152H40V153H37ZM53 152H54V154H53ZM36 153V154H35ZM49 153V154H48ZM50 153H52V154H50ZM31 154V155H30ZM11 155V156H10ZM26 155V157H24ZM28 155V156H27ZM23 156V157H22ZM52 156V157H51ZM1 157H4V158H1ZM5 157H7V158H5ZM14 157V158H13ZM18 157V158H17ZM19 157H21L22 158V160L25 158V160H21V158H19ZM9 158V159H8ZM16 158V159H15ZM13 159H15V160H13ZM18 159V160H17ZM65 159V158H64ZM3 160V161H2ZM21 160V161H20ZM164 162L167 164L169 161L167 160V159H164ZM163 162V163H164ZM1 166V165H0ZM135 167V166H134ZM133 166H130L129 167V169H132V168H134ZM136 169V170H135ZM134 169V171L132 172V171H130L129 170V172H131V173H135L136 171H137V168H135ZM116 177L117 178H119L118 176H114V182L115 181H117L116 180ZM235 183L237 184L236 186L238 187L239 185V178L238 179H235ZM118 183H120V182H118ZM117 183V184H118ZM117 184L114 186V188L112 187V189H111V191L109 190L108 191V193L106 192V189L104 190L105 192L104 193H106V195L105 194H103V190H102V192L100 193V194H98L97 196H96V198L94 199L93 198V200H92V198H91V201H90V199H88L84 204H82L81 206L83 207H86V206H91V208H89V210L90 209H96V205H97V208H98V206H99V204H100V202H102L104 199H106L108 202H109V200H111L109 203H113V204H111V207L109 206V208L110 209H108V207H106V209L104 210V211H108V213L110 212V210H113L114 208H117V206L116 205H118L119 207H122L125 203H128L129 202V199H130V201L131 202H133V201H135V198L137 197H143V196H140V195H138V194H145L146 192H144L143 193V191H142V193H141V191H139V192H137V191H132V192H128V194L127 195H129V196H127L126 194H123V190L120 188L118 191L121 193H117V190H116V187L117 188H119L120 186H119V184H118V186H117ZM0 185H1V183H0ZM0 189H2V190H0V192H2L3 191V187L2 186H0ZM114 189V190H113ZM112 190H113V192H112ZM53 191V190H52ZM52 191H50V195H51V197H52V200H53V202H54V204H58V203H56L57 202V200H56V197L59 195V196H61V194L59 193V192H52ZM23 191H21V193H22ZM125 192V191H124ZM3 193H4V195L5 196H3L4 197V199H3V197H1L2 195H3ZM3 193H1V195H0V215H1V218L0 219H4L5 221H7V222H22V221H20L21 220V213H20V211L22 212V210H23V208L25 207V210L24 211H27L26 213H28L29 215H30V217H32L33 219H34V222L35 223H37L38 221H39V223L41 222V219H39V213L41 212V208L40 209H38L37 208V206L36 205H38V206H41L40 204H34L35 206V208H33L32 206H31V208H30V206L28 207V209L26 208L27 206V204H26V202H28L29 200L28 199H26V198H24V192H23V194H21L20 192H19V195H18V197H17V194L18 193H15V197L16 198H14V196L13 197H10L11 198V200H10V198H9V200H8V196L5 194V192H3ZM55 195H54V194ZM126 193V192H125ZM32 194L33 193H31V196H32ZM39 194V193H38ZM37 194V192L36 191H34V194H33V197H31V198H36V195H38ZM57 194V195H56ZM134 195V194H136L137 196H132V195ZM22 195V197H23V200L25 199V202L22 200V197L20 198L19 196H21ZM101 195V196H100ZM116 195V196H115ZM122 195V196H121ZM126 195V196H125ZM149 196L150 194L148 193H146V195H144V196ZM152 195L153 194H151L149 197L150 198H145L144 200H153V199H158V200H161V201H167V199H170V201L168 200L167 202H172V201H175L174 200V198L176 199V202H180V199H181V202H188V201H190V203H199L200 202V198H202V200H201V202H202V204H210V203H212L211 205H216V202H217V205H222V203H223V205H232V204H234L235 202H234V200H233V198L231 199L230 198V196H222V195H219V197H221L220 199H219V197L218 196H215V197H218L217 199H215V197H212L213 199V201L210 199V196H207V195H201V196H199V195H196V197H194V198H192V196L190 197L189 195H184V194H182V196L180 195V197L179 196H175V195H173V194H160L159 195V193H154V195L153 196H155V197H152ZM160 196V197H162V198H160V197H158V196ZM167 195H169L170 197L172 196V201H171V198L168 196V197H166ZM184 195V196H183ZM7 196V197H6ZM102 196H104L103 197V199L102 200H100L101 198H102ZM118 196V197H117ZM124 196H125V198H124ZM186 196H188V197H186ZM203 196V197H202ZM204 196H207V202H204V200L206 199V198H204ZM100 197V198H99ZM107 197H109V198H107ZM114 197V198H113ZM122 197V198H121ZM151 197L153 198V199H151ZM156 197H158V198H156ZM165 197V198H164ZM180 199H179V198ZM198 197V198H197ZM2 198V199H1ZM18 198V199H17ZM133 198V199H132ZM140 198L138 199V200H136V201H140ZM196 198V199H195ZM204 198V199H203ZM209 198V199H208ZM231 200H230V199ZM13 199V200H12ZM20 199V200H19ZM37 199V198H36ZM39 199V198H38ZM38 199L36 200V201H38ZM120 199V200H119ZM126 200V201H123V200ZM143 199V198H142ZM141 199V200H142ZM163 199V200H162ZM187 199H190V200H187ZM191 199H194V201L193 200H191ZM225 199V200H224ZM228 199V200H227ZM2 200V201H1ZM6 200V201H5ZM34 200V199H33ZM100 202H99V201ZM106 200H104V201H106ZM179 200V201H178ZM184 200V201H183ZM215 200V201H214ZM35 201V200H34ZM98 201V202H97ZM103 201V202H104ZM192 201V202H191ZM197 201V202H196ZM209 201H210V203H209ZM228 201V202H227ZM231 201V203H232V201L234 202V203H229ZM73 201H72V199H70V203H69V205H71V203H72ZM124 204H123V203ZM200 202V203H201ZM99 203V204H98ZM114 203H115V205H114ZM118 203V204H117ZM215 203V204H214ZM239 203V204H238ZM237 204L238 205H240V206H243V205H245V203L244 202H238ZM243 203V204H242ZM19 204H21V206H19ZM24 204V205H23ZM119 204H121V205H119ZM255 206H254V205ZM15 205V206H14ZM17 205V206H16ZM22 205H23V207H22ZM108 205H110V204H108ZM115 206V207H114ZM264 206V202H258V203H255V202H248V204L246 203V205H245V207H263ZM83 207V209H85ZM3 208V209H2ZM81 208V207H80ZM87 208V207H86ZM22 209V210H21ZM17 212V213H16ZM20 213V214H19ZM4 214H5V217H4ZM96 215V216H95ZM103 215V216H102ZM104 215L106 216L107 215V212H106V214H105V212H101V213H99V215L98 214H93V215H91L90 217H88V218H81V219H78V221H76V220H74V222L73 221H70V220H66V221H63V222H59V223H57V222H55L54 220L53 221H51V223H47V222H44V220H42V223H43V225L44 224H46V225H42V227H44V233L46 234V236H48L49 237V240H48V242L47 241H44V244H46V243H48V244H46L45 246H42V248L43 247H51V248H53V246H55V247H57V246H59V243L60 244H62L63 242H65L66 240H68V237H69V239L70 238H74V239H79V238H82L83 236L81 235H79V231L78 230H76V227H78V226H83V227H86L87 226V224L89 225L91 222H93V223H91V225H96V224H99V222L100 221H102V223H103V221L105 220V219H102V218H104ZM96 218H95V217ZM20 217V218H19ZM98 217V218H97ZM101 217V218H100ZM106 218V222H107V217H105ZM84 219V220H83ZM91 219H93V220H91ZM95 219V220H94ZM98 219V220H97ZM109 219V218H108ZM11 220V221H10ZM13 220H15V221H13ZM80 220L82 221V223L80 222ZM87 220H89L88 222H86ZM90 220H91V222H90ZM76 221V222H75ZM97 223H96V222ZM69 222H70V226H69ZM71 222H73L74 223V225H72L73 223H71ZM80 222V224L78 225V223ZM106 222H104L103 223V225L105 224L106 225ZM39 223H37V224H39ZM77 223V224H76ZM101 222H100V224H102ZM149 222H146V224H145V222H144V224H142V228H149ZM144 226V227H143ZM72 227H74V229L72 228ZM70 228V229H69ZM132 229H134V230H132ZM132 229H130V230H128L127 232H128V234H130V232L131 233H133V234H130V235H127V232H125L124 234H123V236L122 235H120L119 237H114V238H111L110 240L111 241H108V246H106V247H104L102 250L101 249H93V251H94V255H92L93 254V251L91 250V256H93V258H95V261H97V263H99V264H106V262H107V258L109 257V256H115V254L117 255V256H119V255H122V253H124L126 250H127V246H126V244H127V242L128 243H134V240L137 238V236L138 235H141L142 233H140V232H144L145 231V229L144 230H142V231H140L139 230V228H132ZM158 229H162L163 230V232L161 231V230H158ZM157 230H148L147 229V233H155L156 235H158L159 234V238H160V241L158 242V249H159V251L160 252H162V254H167L169 251H171L172 249H174V248H178V249H182L181 247H179V246H175V244H176V242L175 241H179V239H176V237L174 236V235H176V233L175 232H172V231H170V230H166V228L165 227H159ZM72 230H73V234L71 235V233H72ZM166 230V231H165ZM74 231H76L77 233H78V235L76 234V232L74 233ZM102 231H103V233H102ZM102 231H100V234L102 235H104L105 233H107L106 232V230H102ZM140 231V232H139ZM49 232H50V234H49ZM70 232V233H69ZM136 234H135V233ZM145 232V233H146ZM162 232V233H161ZM165 232H167V233H165ZM146 233V234H147ZM164 233V234H163ZM171 233H173V234H171ZM51 234H53V236H51ZM75 234V235H74ZM109 234L107 233V234H105V238H109V236H108ZM135 235V237H133V236ZM165 235V236H164ZM173 235V236H172ZM71 236V237H70ZM74 236V237H73ZM78 236H79V238H78ZM126 236H129V237H126ZM164 236V237H163ZM170 236H172V237H170ZM52 237V239H50ZM126 237V238H125ZM133 237V238H132ZM167 237V238H166ZM169 237V238H168ZM175 237V238H174ZM196 237H198V236H196ZM67 238V239H66ZM116 238V239H115ZM124 238H125V240H124ZM164 238V239H163ZM172 238V239H171ZM54 239V240H53ZM120 241H119V240ZM128 239V240H127ZM132 239V240H131ZM134 239V240H133ZM169 239H170V241H169ZM174 239V240H173ZM47 240V239H46ZM115 240V241H114ZM127 240V241H126ZM213 240H214V242H213ZM50 241V242H49ZM212 241V242H211ZM216 241V242H215ZM218 240H216L215 238H211V240H210V242L212 243V244H217L218 242H217ZM112 243V244H110V243ZM120 242H122V243H120ZM174 242V243H173ZM118 243L120 244V245H118ZM171 243V244H170ZM44 244H40V245H35L34 244V246L32 245H29V246H26V247H23V248H20V250L19 249H17V250H0V264H12V260H13V262H15L16 260L17 261H19V260H23V262H26V263H30V264H37V263H40V260L41 261H43V259L37 254V250L36 249H38V248H41V245H44ZM122 244V245H121ZM124 244V245H123ZM174 244V245H173ZM57 245V246H56ZM112 245V246H111ZM162 245V246H161ZM163 245H166L165 247L163 246ZM35 246H38V247H35ZM159 246H161V247H159ZM238 246H239V244L237 245V248H236V250H237V252L238 251H240V250H242V248H243V244L241 243L240 244V246L239 247H241V248H238ZM121 247V248H120ZM171 247V248H170ZM32 248V249H31ZM110 248V249H109ZM162 248V249H161ZM22 249V250H21ZM161 249V250H160ZM171 249V250H170ZM36 250V251H35ZM108 250V251H107ZM162 250H164V251H162ZM96 251V252H95ZM99 251V252H98ZM110 251V252H109ZM112 251V252H111ZM167 251V252H166ZM107 252V253H106ZM119 253H121V254H119ZM111 254V255H110ZM125 254V253H124ZM36 255H38V256H36ZM81 255V257H79V255H77V257L74 259L75 261H76V263H82V262H84V261H86V260H82V259H85V257H87V258H89L88 256H82V255H84V254H80ZM100 255V256H99ZM95 256V257H94ZM108 256V257H107ZM15 257V258H14ZM35 257H37V258H35ZM78 257H79V259L80 260H76V259H78ZM83 257V258H82ZM18 258H20V259H18ZM40 258V259H39ZM86 258V259H87ZM105 258H106V260H105ZM100 261H98V260ZM74 260H72V261H74ZM74 261V262H75ZM79 261V262H78ZM31 262H33V263H31Z\"/></svg>", "mask_w": 264, "mask_h": 264}, {"label": "crops", "instance_id": "3", "mask_svg": "<svg viewBox=\"0 0 264 264\" xmlns=\"http://www.w3.org/2000/svg\"><path fill=\"white\" fill-rule=\"evenodd\" d=\"M108 180L105 161L89 150H79L69 154L60 164L58 181L62 189L78 199L97 196Z\"/></svg>", "mask_w": 264, "mask_h": 264}, {"label": "built area", "instance_id": "4", "mask_svg": "<svg viewBox=\"0 0 264 264\" xmlns=\"http://www.w3.org/2000/svg\"><path fill=\"white\" fill-rule=\"evenodd\" d=\"M56 200H57V202L62 203V204H66V205L70 203L69 196H62V197L57 196Z\"/></svg>", "mask_w": 264, "mask_h": 264}]
</instances>
